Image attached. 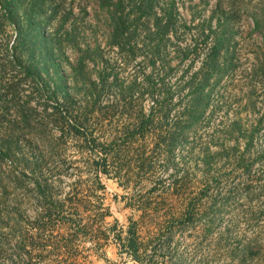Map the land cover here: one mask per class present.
Masks as SVG:
<instances>
[{
	"label": "rangeland",
	"instance_id": "374dc122",
	"mask_svg": "<svg viewBox=\"0 0 264 264\" xmlns=\"http://www.w3.org/2000/svg\"><path fill=\"white\" fill-rule=\"evenodd\" d=\"M97 1L0 0V182L31 148L50 167L71 163L52 179L58 197L77 184L83 196L104 157L107 223L125 236L136 221L145 264H264V0H112L120 46ZM94 38L86 72L104 77V112L78 134L59 117L83 115L72 82ZM61 81L70 111L53 93ZM23 192L0 184V264H140L113 239L60 249L64 230L32 228L41 208Z\"/></svg>",
	"mask_w": 264,
	"mask_h": 264
},
{
	"label": "trees",
	"instance_id": "16d2710c",
	"mask_svg": "<svg viewBox=\"0 0 264 264\" xmlns=\"http://www.w3.org/2000/svg\"><path fill=\"white\" fill-rule=\"evenodd\" d=\"M111 3V4H110ZM97 8L107 10L108 21H110V26L112 32L107 37V40L110 44L120 46L121 45V34L120 27L123 24L117 19V14L114 11L115 7L121 5L122 2H112V0H98ZM121 20V18H120ZM122 21V20H121ZM123 22L124 19H123ZM20 39H24V35H19ZM73 36L69 34L71 39ZM45 39V37H44ZM55 42H52L54 45H58L61 48V38L53 39ZM72 40V39H71ZM48 43V42H47ZM94 46L93 53L96 55L100 49V43L97 38L93 40H88L86 46L88 47L86 56H80L77 59V67L75 71H78L73 78L72 89L74 91L82 92L84 94V100L80 104V108L83 109L82 116H73L66 117L61 116L64 122H67V119L70 118V127L75 133H82L84 126L87 122L88 115H94L104 112L103 108L99 106V93L102 91L105 80L101 72L98 70L95 74H92V71L95 70L90 68L92 71L87 74L86 69L90 66V63L95 65L98 63L97 57L93 56L90 51ZM46 54L50 59L54 60L56 54H58V49L49 47L46 51ZM55 64L58 66V62ZM91 75H95L96 78H91ZM90 76V77H89ZM42 87L46 90L51 86L46 82H41ZM50 86V87H49ZM54 94L61 92L64 95V101L68 105L67 110H71L75 107L73 104L72 95L70 94V88L64 81L56 83ZM43 89V90H44ZM159 104H156L159 108H164L161 101H158ZM192 103L196 101L192 100ZM156 103V102H155ZM191 104V103H190ZM71 105V106H70ZM58 108V107H57ZM186 111H189L191 117L193 116L191 105L184 107ZM66 110V113H67ZM59 111V110H58ZM87 114V115H86ZM56 115V114H53ZM105 117V116H104ZM29 118L25 117V122H28ZM147 123L142 124V129L146 126ZM134 137L133 134L129 131L127 135L128 138ZM129 140V139H127ZM29 152L26 149H20L19 154L20 158H17L16 162H12V169L10 170V175L8 176V182L2 184L5 187L14 184L15 188L22 189L24 192V200H32L35 198L37 203L40 205L41 210L36 213V216L30 221L32 228L36 230H48L50 227H57L64 230L62 235V242H59V248L68 250L69 247L78 239H91L95 241L98 245L108 244L110 239H113L115 242L119 243L123 249L136 261L140 264H145L143 254L146 253L147 246L141 241L140 235L138 233V226L136 221L131 220L128 228L126 230V235H122V231L119 228L120 221L118 218L114 217L112 223H107L108 217H113L111 206L105 203V195L107 186L104 182L103 177H112L108 160L104 157L101 159L95 160L88 166L90 178V185L86 188V194L80 196L78 188L80 185H76L73 189L63 196L62 198L57 196L55 191V186L52 183L54 177L64 175L69 172L71 163L64 162L60 167L54 168L50 167V163L44 158V154H36L31 148H28ZM31 154L33 158L30 160L28 155ZM37 155V157L35 156ZM15 170L17 173H15ZM18 174V175H17ZM20 218L23 217L21 213L17 214ZM244 251L246 253L250 250V246H246Z\"/></svg>",
	"mask_w": 264,
	"mask_h": 264
}]
</instances>
